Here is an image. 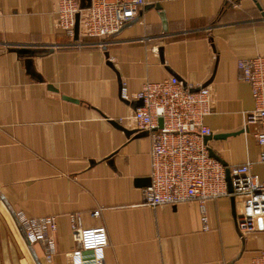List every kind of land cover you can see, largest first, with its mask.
Segmentation results:
<instances>
[{
    "label": "crops",
    "instance_id": "obj_1",
    "mask_svg": "<svg viewBox=\"0 0 264 264\" xmlns=\"http://www.w3.org/2000/svg\"><path fill=\"white\" fill-rule=\"evenodd\" d=\"M57 7L0 0V264H70L72 217L105 227V264H251L264 231L240 236V197L207 199L208 228L196 200L143 201L150 138L130 116L144 81L172 75L207 86L208 148L228 167L252 162L264 177L257 126L244 119L254 102L238 69L264 54V0H145L118 33L77 39L56 25ZM19 213L54 216L51 260L28 242Z\"/></svg>",
    "mask_w": 264,
    "mask_h": 264
},
{
    "label": "built area",
    "instance_id": "obj_2",
    "mask_svg": "<svg viewBox=\"0 0 264 264\" xmlns=\"http://www.w3.org/2000/svg\"><path fill=\"white\" fill-rule=\"evenodd\" d=\"M144 5L145 0H90V5L81 9L77 0H57L56 25L72 36L79 13L80 34L107 37L118 33ZM238 69L241 79L250 86L254 107L244 113V119L246 126H257L258 162L264 171V54L240 59ZM120 97L129 99L123 86ZM136 98L141 105L130 118L150 138L149 184L143 188V201L157 206L196 200L203 227L208 228L206 200L233 194L242 200L235 214L240 236L264 231V177L252 171L250 161L234 165L229 167L232 186L229 191L225 167L209 154L205 137L211 131L203 124V118L212 109L209 87L193 88L171 75L161 81H144ZM16 218L28 242L40 243L44 259L51 260L55 251L51 234L56 228L54 216L19 213ZM72 228L78 244L67 252L70 264H105L103 249L108 243L105 227L81 226L72 217ZM251 264H264V249L252 256Z\"/></svg>",
    "mask_w": 264,
    "mask_h": 264
},
{
    "label": "water",
    "instance_id": "obj_3",
    "mask_svg": "<svg viewBox=\"0 0 264 264\" xmlns=\"http://www.w3.org/2000/svg\"><path fill=\"white\" fill-rule=\"evenodd\" d=\"M89 5H90V0H81V6H80V8L81 9H85ZM79 17H80V14L77 13L76 14V17H75V25H74V30H73L74 31V33H73L74 34V39H77L78 38V32H79ZM158 123H159L158 124V127H161L162 126V120L159 119ZM126 132L129 133V134H131L134 131L133 130H126ZM208 138L210 139V136L209 135L205 137V141ZM208 149H209L210 156L213 157V158H215L216 160H218L225 167L227 187H228V190L229 191H232L229 167L226 165V163L211 148H208ZM147 184H149V178L147 180Z\"/></svg>",
    "mask_w": 264,
    "mask_h": 264
}]
</instances>
